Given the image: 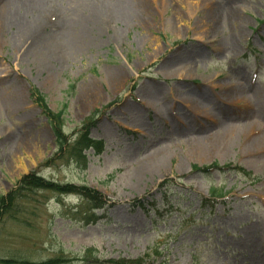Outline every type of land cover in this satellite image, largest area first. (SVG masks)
Masks as SVG:
<instances>
[{
  "label": "rangeland",
  "instance_id": "rangeland-1",
  "mask_svg": "<svg viewBox=\"0 0 264 264\" xmlns=\"http://www.w3.org/2000/svg\"><path fill=\"white\" fill-rule=\"evenodd\" d=\"M216 1L144 0L145 14L92 21L105 0H0V197L29 174L100 197L25 193L19 219L0 221L2 264L264 256V151L242 150L247 132L264 139V0L236 1L239 23L214 17ZM82 19L92 42L73 53ZM33 89L53 114L68 105L63 150Z\"/></svg>",
  "mask_w": 264,
  "mask_h": 264
},
{
  "label": "trees",
  "instance_id": "trees-1",
  "mask_svg": "<svg viewBox=\"0 0 264 264\" xmlns=\"http://www.w3.org/2000/svg\"><path fill=\"white\" fill-rule=\"evenodd\" d=\"M74 86L71 85V88ZM30 96L34 99L35 103L40 106L41 110L43 111L44 116L47 117V120L50 123V126L53 129L55 138H57V141L59 143L58 149L63 150L65 146L69 143V138L66 136L64 132V127L62 125L65 115L67 114L68 105L64 104L63 108L59 111L57 114H53L49 107L46 104V99L44 96L40 95L37 89H33L30 91ZM95 114L92 115L89 119H87L83 124V130H86V134L84 133L82 135L81 140L75 142L74 145L75 152L77 153L78 157L80 158L81 154L79 151V147L82 148V145L85 146V148H91L90 147V141L87 139L88 130L94 125L95 122ZM81 132V133H82ZM95 145V143H92V146ZM93 148V147H92ZM82 152V150H81ZM19 186L18 188H15L14 190L8 192L7 196H1L0 197V221L3 222L7 219L11 220H18L20 212L23 210L24 203H23V195L30 191H37V190H49V191H55L60 194H77L81 198H85L91 202H96L97 200H100V197L97 195V192L91 191L88 189V187H77L72 185L71 183L67 184H58L56 182H48L46 179H44L42 176H36L35 174H29L28 176H25L21 181L18 182ZM222 192V191H220ZM215 194V191H213ZM221 194V193H219ZM97 208H102L103 205H96ZM95 207V208H96ZM87 256H92V251H87ZM67 259L64 258H57L55 259L54 263L59 262H66ZM16 263L23 264L25 262H19L16 260H12ZM2 263H9L7 260H4L0 258V264ZM131 264H136L131 263ZM142 264V263H141Z\"/></svg>",
  "mask_w": 264,
  "mask_h": 264
},
{
  "label": "bare ground",
  "instance_id": "bare-ground-1",
  "mask_svg": "<svg viewBox=\"0 0 264 264\" xmlns=\"http://www.w3.org/2000/svg\"><path fill=\"white\" fill-rule=\"evenodd\" d=\"M203 1L210 2V0H203ZM236 1L239 2V0H224L222 2L216 1L209 6V11L216 18H218L219 16L221 18H226L228 21L232 20L233 22L239 23L240 21L238 19H239L240 14L239 12H237V7H235L237 6ZM114 2H115L114 4H110L111 2L109 0H105L104 2L105 4H102V7L100 5H97V6L94 4L90 5L88 9L91 10L92 15H89L88 17L90 18V20L93 21L95 16H100V15L107 16L102 11L98 13L99 10H104L106 11V13H108V15L109 13H112L110 14V18L117 17V20H120V17H124L125 19L128 18L129 16L127 14H130V13L135 17H137L141 12L145 14V10L147 9V5L144 2V0H120V2L119 1H114ZM89 23L90 22H88V20L82 19V21L79 22L81 31H77L76 35L74 36V40H71V42H68L67 40L65 42L67 44L70 43V48H73L71 50L74 51L73 53H78L79 50H81L82 48L86 49L91 44L92 42L91 36L94 32V29L86 31L87 27H85V25ZM209 24H212L211 20L209 21ZM240 25L237 26V28H239ZM216 31L217 30H214L213 32H216ZM117 80L118 79H116L115 77L112 78V82L114 83L118 82ZM226 96L229 97L230 95L226 94ZM196 104L199 105L198 102ZM172 121H173V117H172ZM196 122L198 121L196 120ZM240 128L242 127L240 126ZM177 129H179L178 126H177ZM244 131H246V129ZM248 134H249L248 132L245 134L246 142L244 145V149L242 150L245 151V153L246 152L253 153L254 156L263 152L264 151V139L258 138V137L250 138ZM233 247L235 248L234 245ZM246 249H247L246 251L247 255L253 252L252 248L250 249L246 248ZM246 260H248V264H264L263 255L256 256L254 254H250L246 258Z\"/></svg>",
  "mask_w": 264,
  "mask_h": 264
}]
</instances>
